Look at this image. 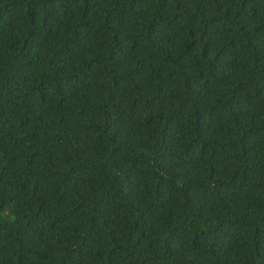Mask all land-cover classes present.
I'll return each instance as SVG.
<instances>
[{
    "label": "trees",
    "instance_id": "trees-1",
    "mask_svg": "<svg viewBox=\"0 0 264 264\" xmlns=\"http://www.w3.org/2000/svg\"><path fill=\"white\" fill-rule=\"evenodd\" d=\"M0 264H264V0H0Z\"/></svg>",
    "mask_w": 264,
    "mask_h": 264
}]
</instances>
